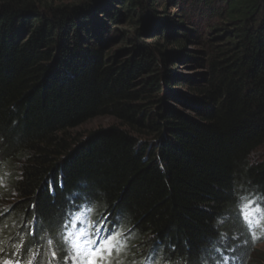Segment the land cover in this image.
<instances>
[{
  "label": "trees",
  "instance_id": "obj_1",
  "mask_svg": "<svg viewBox=\"0 0 264 264\" xmlns=\"http://www.w3.org/2000/svg\"><path fill=\"white\" fill-rule=\"evenodd\" d=\"M261 149L264 0H0V264L95 223L124 264L246 259L224 233L242 208L264 240Z\"/></svg>",
  "mask_w": 264,
  "mask_h": 264
},
{
  "label": "rangeland",
  "instance_id": "obj_2",
  "mask_svg": "<svg viewBox=\"0 0 264 264\" xmlns=\"http://www.w3.org/2000/svg\"><path fill=\"white\" fill-rule=\"evenodd\" d=\"M111 125H119V123L112 117H108V116H101V117H94L91 118L83 123H81L80 125H78L77 127L72 128L71 130H69V133L71 136L73 137H79V138H84L90 131H94L100 128H107ZM264 156V149H261L260 151H258L255 155L256 159H260ZM6 169V168H5ZM8 174H7V170H4V173L0 175V188H5L8 185L9 182V178H8ZM9 202V201H5V204ZM238 218L233 219L231 217V219L228 220V227L227 229H225V233L227 237H229L230 239V243H232L235 247V244H237L239 246V244L241 245V247L236 248L238 246L235 247V249H240L242 248V246H244V248H248V256L246 257V259H242L240 258L242 253L236 254L231 252V247H228V257L225 259L227 260L228 264H256L258 262H260V264H264V240H259L257 241L258 243H256L253 246H249L248 244L245 245V232H247L245 225L247 222H250L252 224H254L253 222V216L247 215L244 216L242 215V208L238 209V214H237ZM244 216V219H242ZM108 218H111V216H108ZM244 222V223H242ZM100 225L101 223H95V227H96V233L92 234V238H89L88 236H79L78 233L80 228L78 227V229L74 232H72V234H68L67 232L64 234L62 233V235L58 236H54L52 239H47V237H45V242L47 244V251L49 252V257L54 260L56 263L54 264H82V260L85 258V253L88 251V249H90L91 247H93V243L92 240L95 238L97 239V234L100 233ZM91 226V225H89ZM261 224L257 223L256 224V228L255 231L253 232L255 234V236L257 237L258 232L261 230L260 228ZM254 236V237H255ZM54 239V241H53ZM98 239H102L100 237H98ZM58 241H60V245L59 247L61 248L62 251L65 252L66 255L58 256L57 258H53V253H55V256L58 255L59 253L57 252V249L55 248V245H58ZM54 242V244H53ZM217 252H221L219 249L217 250ZM123 253H119V255H117L115 252L113 253V264H117V261H119V264H124V261L122 260L123 258ZM33 257H30L29 261L26 264H29V262L32 261ZM8 262V264H19L17 262V260H12V261H5ZM152 262H155L154 259H152ZM5 264V263H3ZM215 264H223V259L222 261L220 259L215 260Z\"/></svg>",
  "mask_w": 264,
  "mask_h": 264
},
{
  "label": "snow or ice",
  "instance_id": "obj_3",
  "mask_svg": "<svg viewBox=\"0 0 264 264\" xmlns=\"http://www.w3.org/2000/svg\"><path fill=\"white\" fill-rule=\"evenodd\" d=\"M121 236L122 233L109 228V235L103 239L94 238L92 240L93 247L85 253L82 264H113V253L115 252L119 255L124 246L121 241ZM53 258H56L55 253H53ZM161 259H164V257L162 256ZM5 264H8V262H5ZM117 264H119V261H117ZM148 264H152V258H149Z\"/></svg>",
  "mask_w": 264,
  "mask_h": 264
}]
</instances>
